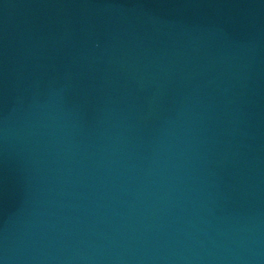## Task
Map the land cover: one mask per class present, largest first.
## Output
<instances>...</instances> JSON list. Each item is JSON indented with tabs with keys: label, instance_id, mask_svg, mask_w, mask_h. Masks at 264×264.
Listing matches in <instances>:
<instances>
[{
	"label": "water",
	"instance_id": "95a60500",
	"mask_svg": "<svg viewBox=\"0 0 264 264\" xmlns=\"http://www.w3.org/2000/svg\"><path fill=\"white\" fill-rule=\"evenodd\" d=\"M0 264H264V0H0Z\"/></svg>",
	"mask_w": 264,
	"mask_h": 264
}]
</instances>
